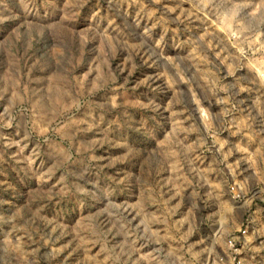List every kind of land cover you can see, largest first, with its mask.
<instances>
[{"label":"rangeland","instance_id":"374dc122","mask_svg":"<svg viewBox=\"0 0 264 264\" xmlns=\"http://www.w3.org/2000/svg\"><path fill=\"white\" fill-rule=\"evenodd\" d=\"M263 173L264 0H0V264H229Z\"/></svg>","mask_w":264,"mask_h":264},{"label":"built area","instance_id":"2783aa9c","mask_svg":"<svg viewBox=\"0 0 264 264\" xmlns=\"http://www.w3.org/2000/svg\"><path fill=\"white\" fill-rule=\"evenodd\" d=\"M232 201L250 209L237 225L224 232L221 223L217 233L224 235V253L229 264H263L262 248L257 244L264 236V173L254 187L246 179H235L230 184Z\"/></svg>","mask_w":264,"mask_h":264}]
</instances>
